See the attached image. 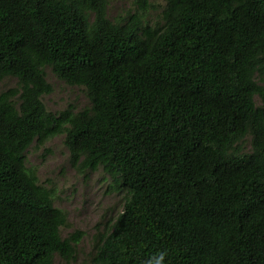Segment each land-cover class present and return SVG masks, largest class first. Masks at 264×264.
I'll return each instance as SVG.
<instances>
[{
	"label": "trees",
	"instance_id": "1",
	"mask_svg": "<svg viewBox=\"0 0 264 264\" xmlns=\"http://www.w3.org/2000/svg\"><path fill=\"white\" fill-rule=\"evenodd\" d=\"M162 2L111 19L108 0H0V81L17 80L0 92V264H54L83 235L61 236L25 162L59 134L126 193L88 264H264V0ZM45 67L90 105L48 110Z\"/></svg>",
	"mask_w": 264,
	"mask_h": 264
},
{
	"label": "rangeland",
	"instance_id": "2",
	"mask_svg": "<svg viewBox=\"0 0 264 264\" xmlns=\"http://www.w3.org/2000/svg\"><path fill=\"white\" fill-rule=\"evenodd\" d=\"M150 1L157 8L163 3L162 0ZM131 6L132 0H108V17L120 18ZM45 72L53 87L50 94L42 97L48 110L56 113L69 105H72L73 110L90 105L82 87L65 83L48 67H45ZM257 81L264 84V76L257 78ZM16 85L14 77H6L0 81V92ZM256 101L258 102L257 99ZM241 146L244 151H249L248 138ZM25 156L26 166L36 171L39 184L52 190L54 206L66 213L67 224L60 227L61 236L67 238L76 231H83L81 239L74 245L72 257L63 258L56 254L54 264H88L93 256L97 237L107 231L122 210L125 189L118 187L101 167L83 171L71 165L64 134L41 142L33 141Z\"/></svg>",
	"mask_w": 264,
	"mask_h": 264
},
{
	"label": "clouds",
	"instance_id": "3",
	"mask_svg": "<svg viewBox=\"0 0 264 264\" xmlns=\"http://www.w3.org/2000/svg\"><path fill=\"white\" fill-rule=\"evenodd\" d=\"M154 264H164V254L161 253L158 257L155 258Z\"/></svg>",
	"mask_w": 264,
	"mask_h": 264
}]
</instances>
